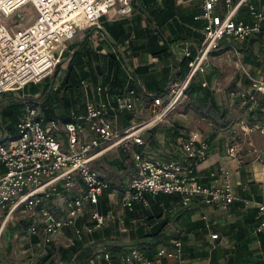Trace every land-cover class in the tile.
<instances>
[{
	"label": "built area",
	"instance_id": "2783aa9c",
	"mask_svg": "<svg viewBox=\"0 0 264 264\" xmlns=\"http://www.w3.org/2000/svg\"><path fill=\"white\" fill-rule=\"evenodd\" d=\"M201 2L202 19L206 22L204 40L195 56L190 50L185 51L190 63L188 75L184 81L170 86L167 100L139 96L135 89L126 87L124 93L115 95L112 101L109 99L111 88L101 85L97 88L98 101H88L86 110L74 113L69 122H46L40 107L28 106L24 110L17 126L18 138L13 140L5 134L0 141L3 168L0 171V209L9 212L3 228L12 214L23 210L34 213L29 235L42 237L44 244L54 242L65 230L73 231L74 237L81 239L86 228H79L78 222L84 216L88 215L97 229L112 219V214L103 215L97 210L107 191L121 194V207L130 212L138 205L150 209L151 200L159 195L180 197L184 208L201 201L224 212L230 209L238 197L231 169L219 165L207 176L197 172L198 166L210 155V142L205 134L192 132L188 138L180 139V158L176 160H160L135 150L146 145L145 133L158 127L177 108L194 78L206 73L210 56L223 48L224 41L242 43L264 33V7L258 8L250 0ZM222 2L228 7L224 15L217 12ZM27 6L32 8L33 23L12 31L7 20L12 24L25 23L29 20L23 11ZM243 6L249 11L250 22L237 18ZM110 13L118 19L130 17L132 0H0V97L52 77L69 44L82 33L103 32V18ZM248 77L250 88L243 97L245 103L256 104L257 96L264 97V76ZM141 107L150 111L148 119L125 130L117 128L112 114L128 112L137 119L141 116L138 112ZM239 128L244 134L259 132L264 138V124L254 127L246 121L237 123L227 138L228 159L242 164L244 144H247L260 160L264 152H258L250 140L243 142ZM61 129L66 134L67 146L56 135ZM119 148L132 150L125 165L134 168V177L123 193L113 189L93 167L101 155ZM74 192L77 194L73 195ZM50 204L58 206L60 216L53 214ZM256 207L264 217V201ZM255 233H264V219ZM173 243L171 248L160 247L156 260L134 249L122 257L120 264H161L164 260L189 264L183 242L179 239ZM98 257L97 260L111 264V253L107 250L99 252ZM205 264L213 263L209 260Z\"/></svg>",
	"mask_w": 264,
	"mask_h": 264
},
{
	"label": "trees",
	"instance_id": "16d2710c",
	"mask_svg": "<svg viewBox=\"0 0 264 264\" xmlns=\"http://www.w3.org/2000/svg\"><path fill=\"white\" fill-rule=\"evenodd\" d=\"M155 1L156 0H133V11L137 10L141 12L142 9H147L150 5H153ZM163 3L165 5L164 8H159L157 11L149 12L148 15L150 25L153 24L156 26V28L158 27L161 30L157 32L153 29H146L143 33V36L147 37V44H141L140 46L136 47L135 42L136 50H140L145 53L148 52V54H151V56L159 60H162L165 55L167 56L168 49L166 45H171L173 43L181 42L182 40H187L186 35L185 37H179L177 34L178 32H182L187 29L188 25L198 30H203V36L196 32L194 34V36L196 35L198 37L196 40L194 39L195 42L199 43L198 46L201 45L204 40V29L206 26V23H204L203 20L195 19L197 16L201 15L200 11L198 12L197 10L188 12L187 10H180V12L178 13H172V8L174 7L173 1L163 0ZM168 5L169 9H167ZM128 22L129 21L127 19L123 18L113 23H108L103 19V26L105 27L104 31L109 35L111 39L110 41L116 45L119 44L122 48L124 47L123 50L125 51L128 49V44H126V42L130 39V32H128L129 28L127 27ZM171 22L176 23L175 27H178V32L174 30V25L172 26ZM166 25L167 27H165ZM166 29L174 35V40L171 41L170 38L166 35ZM191 36L192 33H190V37ZM162 39H164V41L167 43L165 46L159 45V42ZM88 42L89 39L86 38L83 43L81 42V44L69 47V50L65 55V59L67 57L71 59L68 71L65 73V76L62 79L60 85L57 87L56 91L52 92L49 85L45 88L44 92L38 90L35 91V88L38 85L50 80V78H47L44 82L40 84L28 85L23 91L16 92L15 94H27L25 100L30 98V95H32L35 99H37V102L41 101V111L46 119L69 122L72 120V112H79L77 108L78 102H80L79 99H81L79 97V95L81 94L79 83L81 78L89 77V73H87L85 70L86 66L89 67V72H94V69H96L98 75L105 77V83H108L111 79L110 85L111 87H113L112 89L124 87L127 83H129V88L135 89L139 96H144L146 98H164L168 96L167 94L170 91V86L185 80L189 72L190 63L189 60H185L180 65V67L174 66V74L172 75L171 79L165 77L166 79L160 80V78L156 76L155 70L151 65L141 66L135 69L128 67L130 75L132 76L131 79H129L130 76H128L122 68V64L117 58L116 54H94L91 49L87 48V45L89 44ZM132 44L130 42L129 47H132ZM222 47L223 48L221 50L213 54H217L221 51L230 49L231 51H235L241 54L243 53L244 63L246 65L253 66L257 70H259L260 67L263 66L259 58L257 56H254L253 53L257 47L259 48L260 53H264V33L260 34V36L256 38L247 40V42L245 41L242 43H228L224 41L222 43ZM117 51L120 52V50ZM84 58H87L88 60L85 61ZM93 63H98L96 65V68H94ZM60 72L61 68L58 65L54 73L55 76H53V78L51 79L52 81H54V83ZM205 74H198L194 78L195 80H193L189 89L187 90L186 96H188L191 100V108L196 113H198L201 118H203L205 121L209 122V124H212L213 127L216 128V130L212 131L209 138L213 140L218 136L220 132L232 131V128L237 122H229L227 120V118H230V114L228 110L223 109V107L219 105L215 93L212 89V79L209 77L204 78ZM205 83H207L206 87H204ZM245 83L247 84V88L241 91L233 90L229 92L228 98H230V96L232 97V99L230 98V101H233V109H240L241 113H244V115L246 114L247 120L250 122V125L254 127L260 126L261 124H264V97L261 98L260 96H257V104L251 101L245 103L243 96L247 94V90L248 88H250V80L247 78ZM30 86H33L32 89ZM241 92H245L243 93V96L241 95ZM6 100L7 97L3 100V102ZM18 100L19 104H15V106L6 108L4 111L0 110V117L3 124L2 129L4 130V133L13 140L18 138L19 136L17 126L19 124L20 116L25 109V105H23L24 100ZM132 117L133 115L127 112V120L130 121ZM244 118H241L239 122H241ZM219 121L225 123L222 125V127L217 128ZM147 133V145L151 147L158 146L159 144L156 136L158 134V128H154ZM165 135L167 140L166 145L168 146L170 142L178 145L179 139L188 138L190 133L187 128L182 126V124L176 122L170 127V129L166 131ZM123 156L124 157H122V164H125L127 155ZM164 157L159 156L160 160H176L180 158V155L177 154L173 156V154H165ZM112 188L115 189L113 186ZM125 190L118 191L123 193ZM107 192L110 193V191ZM239 196L242 199V202L239 205L242 209H244V211L242 212V218L230 225L223 227L222 229L215 228L216 230L221 232V236L229 238V245H231L230 247L224 248L220 246V236L218 234H216L218 236V239L215 240L214 243L207 240V236H209V234L213 231V228H211L212 226L210 224L208 225L205 220L195 222L191 221L190 219L188 220L186 216L189 214V212H192L191 207L177 212L173 211L169 214L170 216H165L164 213H166V210L162 208L161 204L163 203L166 209H171V203H179L181 202V199L176 195H159L155 200H151L150 209H142V206L138 205L132 212L126 211V218L123 224V229L126 230V234L124 233V235L128 237L129 242L128 244L123 243L125 242L123 241L125 236H122L117 231V239L114 240L113 245L110 246L107 250L111 253V264H120L122 257L134 249L139 250L146 258L156 260L158 249L161 246L170 248L172 244L171 237L166 236L169 225L171 223H180L182 221L183 225L181 224V226L184 231H180L175 239H180L183 242L185 258H187V256L189 255L192 260L195 259V255L198 250L195 245L202 244V258L206 261L210 260L213 264H218L219 262H221V260L225 261L224 264L244 263L243 261L245 256H253V251L249 250V245L255 239L251 238V235L252 233H255L257 227L261 224L264 217L261 216L257 207L245 208L244 201L252 202L253 196L250 195V192L244 190L242 186L240 187ZM255 201H258V203H262L263 200L261 195H258ZM97 210L101 214L105 215L108 213L109 208L107 207V204L105 202L101 203L100 199ZM31 221L32 219L27 218L9 225L8 231L10 235H15L17 233L21 235H27ZM115 225V227L120 230L119 223L117 222V224ZM78 227L82 228L79 223ZM190 236H193V240L190 238ZM94 237L96 239H101V232H95L93 234V238ZM257 237H260L261 243L264 246L263 236L259 235ZM74 239L75 241L73 245H70L69 247H55L53 242L47 244L50 245L48 247V249L50 250H48L47 255L51 257L53 250L57 251V254L61 256L62 261L66 262L67 264H71L73 261H77L79 264H92L93 262L94 264H108V261H97V258H99V252H96V254L93 253V250L96 247L94 246V244L90 243L91 240H89L87 234L84 233L81 239ZM192 241H195V244H192ZM42 242L43 238L40 236L31 237V244L34 246H38L42 244ZM88 243L90 246H88ZM42 261H45V258ZM259 263L264 264L263 261H259Z\"/></svg>",
	"mask_w": 264,
	"mask_h": 264
},
{
	"label": "crops",
	"instance_id": "0c3cea01",
	"mask_svg": "<svg viewBox=\"0 0 264 264\" xmlns=\"http://www.w3.org/2000/svg\"><path fill=\"white\" fill-rule=\"evenodd\" d=\"M172 1L174 4V7L172 8V13H178V12H180V10H182V11L187 10L188 12H193V11L198 10V12L199 11L201 12V15L197 16L195 19L196 20H203L204 23H206L205 20L202 19V15H204V14H203V8H202L201 0H172ZM237 1L238 0H236V2ZM263 2H264V0H250V3L253 4L254 6L258 7V8L264 7ZM222 3H220V4H222ZM168 4H170V3H168ZM224 5L226 6L225 3H224ZM225 6H224V9L226 11L227 6L226 7ZM164 7H165V5L163 3V0H156L153 5H150L147 8L148 10L142 9L141 12L136 10V11H133V14L130 17L123 18V19H127L129 21L127 27L129 28L128 32H130V39L126 42V44H128L127 45L128 49L126 51L123 50L124 47L122 48L119 44L116 45V44L112 43L110 41L111 39H110L109 35L107 34V32L105 33V31H104V33H103V32L89 31L87 33L80 34L75 39V41L73 43L69 44L66 53L68 52L70 46L81 44V42L83 43V41L86 38H88L89 39V42H88L89 44L87 45L88 49H91V51L97 55H108L110 53L116 54L117 58L119 59V61L122 64V68L124 69V71L126 72V74L128 76H130L129 75L130 72L128 71L127 66L135 69L137 67L151 65V66H153V69L155 70L156 76H158V78H160V80L166 79V78L171 79L172 75L174 74V66L180 67V65L185 60H187L185 57V51L186 50H190L193 53V56L196 55V49L198 48L199 43L195 42V40L198 37L196 35L194 36V34L196 32V33L201 34L203 36V30H198V29L193 28L192 26L188 25L187 29H185L182 32H178V29H177L178 27H175L176 23L171 22L172 26L174 25L173 26L174 30L178 32L177 35L179 37L180 36L185 37V35H186L187 40H182L181 42L173 43L171 45H166L167 43L164 41V39H162L159 42V45H161V46L166 45L167 49H168L167 56L165 55L162 60H159V59L151 56V54H148V52L145 53L143 51L136 50L135 49V42H136V47L140 46L141 44H147V42H148L147 37L143 36L144 35L143 33L146 29H153L154 31H157V32L159 30H161L158 27L156 28V26L153 24L150 25L148 15H149V12L157 11L159 8H164ZM167 9H169V5L167 6ZM220 11H223V9L217 8V12L219 14H223V12L220 13ZM237 15H238L237 18H239V19L245 20L246 22L251 21L249 11H248L247 7H245V6L240 8ZM114 18H115L114 14L110 13L109 16H107L103 19L108 23H113L115 21L122 19V18L121 19H114ZM165 27H167V25ZM103 30H105V27ZM165 31H166V35L170 38L171 41L175 39L174 35L169 30L166 29ZM137 33H138V37H137ZM190 33H192L191 37H190ZM139 38H140V40H139ZM130 42H131V44L133 43L132 47H129ZM117 50H120L121 54H119V52ZM66 53H65V55H66ZM236 53L240 54L238 52H236ZM84 59H85V61L88 60L87 58H84ZM97 64L98 63H93L94 68H96ZM85 70L87 73H89L88 74L89 77L81 78V80H80L79 88H80L81 94L79 95V97L81 99H79L80 102H78V105H77L79 112H72V114H71L72 116L74 113H77V114L83 113L86 110V104L88 101H93V102L98 101L97 88L99 86L107 85L111 88L112 94H110L109 99H111L112 101H113L115 95H122L124 93L126 87H130L129 83H127L124 87L112 89L113 87H111V85H110L111 79L108 83H105L106 82L105 77L98 75L96 69H94V72H89V67L86 66ZM206 73H207V71H206ZM251 76L263 77L264 74L255 75V76L251 75ZM131 77L129 79H131ZM247 78L249 79V77H247ZM180 82H182V81H180ZM248 92H249V88L247 90V94H248ZM241 93H242L241 95L243 96V93H245V92H241ZM169 96L170 95H168L162 99L167 100ZM256 104H257V102H256ZM27 108H28V106H27ZM41 108L42 107H40V110H41ZM138 112L141 114V116H143L144 113L146 112V114H148V116L150 117V111L144 109L143 107H141ZM126 114H127V112H118L117 116H114L112 114V120L117 124V128L119 130H125L128 127H131L134 123L144 120L141 116H140V118H137V119H135V117L133 116L131 118V120L128 121L126 118ZM42 115H43V113H42ZM245 115H243V116H245ZM0 119H1V117H0ZM0 121H1L0 122V138H4L5 133H4V130L2 129V126H3L2 120H0ZM48 121H53V120L46 119V122H48ZM119 121H120V123H119ZM242 121H246L250 125V122L247 120V117L244 118ZM250 126H252V125H250ZM156 128H160V127H156ZM239 130H240V132H243V134H242L243 142L246 143L248 140H250L257 147L256 150L258 152H260V153L264 152V138L259 132H254V133H251L249 135L247 133L244 134V130H242L241 128H239ZM211 133H210V135H211ZM230 133H231V131L230 132H220L215 139H213V140L209 139L210 140V148H211L209 158L207 161H205V163H202L198 166L197 172L199 173L200 176H207L212 170H214L219 165H227L233 173L232 179H233V184H234L236 196H238L237 200L230 207L229 211H225V212L221 211L217 208L206 206L201 201H195L191 207L192 212L191 213L189 212V214L186 216V218L188 220L190 219L191 221L195 222V221L204 220V218H206L208 221L207 222L208 225L210 224L212 227H216V225H219L221 228H223V227L230 225V224L236 222L237 220L241 219L242 218V212L244 211V209H242L239 205L242 202V199L239 196L241 186H242V188H244V190H247L248 192H250L251 196H253L252 202L244 201L245 208L256 207V204H258V201L256 202L255 200L258 197V195H261L262 200L264 201V153L262 154L261 159L257 160V156L255 154H253V152H251L252 150L250 149V147H248L247 144H244L245 151L243 152L242 164H239L238 162H236L234 160H229L228 156H227L226 142H227V138L229 137ZM56 135L67 146L68 141H67V137H66L64 130L61 129L59 132H56ZM210 135H205V136H208V138H210ZM157 139H159L158 135H157ZM158 141H160V140H158ZM179 143L180 142L178 141V144ZM119 149H123V148H119ZM135 150L143 151L146 153L147 143L144 147H136ZM130 151L132 152V150H130ZM107 153H110V152H107ZM107 153H104L98 159H96L94 161L93 167L95 169H96L95 164L98 161L103 162V157ZM177 154H179V151ZM122 157H124V156H121L120 158H118L119 160H117V162H115V164H114V166H115L114 171L115 172L117 171L118 173L124 174L123 177H121V179H120L121 180V186L117 187V181H115V178L118 177V175L113 176L112 173H111V176L106 175L105 173H103L104 174L103 175L99 170L96 169L102 175V177L104 179H105V177H107V179L112 180L113 183H109V184H111V186H113L116 191H118V190L122 191L125 189L127 190L130 186V182H131L132 178L134 177L133 166L122 164V160H123ZM118 161H120V162H118ZM107 165H108V167L106 169L108 170L110 168V166L112 165V163L110 165L109 164H107ZM129 169H131V175L127 179V176H126L127 174H125V171H127ZM120 170H122V171H120ZM0 171H3V168L1 166H0ZM76 194H77L76 192L73 193V195H76ZM104 202L107 204V207L109 208L108 213L105 215L112 214V216H111L112 219L107 221V223H106L107 225L105 227L99 228V229L95 228V223L91 222L88 215L81 218L78 222L80 224V226L86 228L85 234L89 233L88 237H89V240H91L90 243L94 244L97 252L108 250L109 247L113 245V242H114V240L117 239V234H118L117 233L118 229L115 227L116 226L115 224H117V222H118L119 225L122 226L124 224L125 218H126V210L123 211L122 207H121V194H115L114 195L112 193L107 192L101 198V203H104ZM247 202H249V204H247ZM180 204H181L180 202L179 203L172 202L171 203V209H166L164 207V204L162 203L161 204L162 208H164V210H166L165 211L166 213H164L165 216H170L169 214L172 213L173 211L177 212L180 210H184L185 208H183V207L181 208ZM50 207H51L54 215L60 216L61 212H60L58 206L50 204ZM116 208L120 210V213H118V218H116V216H115V212L117 210ZM90 209H92V207ZM227 212H229L230 216H226ZM182 222L171 223L167 229L166 236L171 237V243H172L170 248L173 246V244H174L173 242H175V240H176L175 238L178 235V233H180V230L184 231L182 226H181ZM87 224L88 225L91 224L89 228L86 226ZM120 226H119V228H120ZM173 226H178L180 230L175 231V232H169L170 228ZM97 231L101 232V234H102L101 239H96L95 237L93 238V234ZM124 232H126V230H124ZM259 235L263 236V240H264V233H262V234L252 233L251 238H254L255 240H253L252 243L249 245V248H250L249 250L253 251L254 255H258L259 257H262L263 259L259 258V260L264 262V248H263L264 246L261 243L260 237H257ZM213 236H216V238L214 239ZM191 237L192 236H190V238ZM207 237H208L207 240H209L212 243H214V241L218 239L217 235H215V234L213 235L211 233ZM125 238L128 240V237L125 236ZM125 238H124V240H125ZM222 240L223 241L225 240L228 242L229 238L221 236L220 237V246H221ZM192 244H195V241L192 242ZM252 246H254V247L252 248ZM161 247H165V246H161ZM207 261H205V263ZM221 261H223V260H221ZM188 262H189V264L195 263L194 260L188 261ZM223 262H225V261H223ZM205 263H203V264H205ZM161 264H174V262L164 260L161 262Z\"/></svg>",
	"mask_w": 264,
	"mask_h": 264
},
{
	"label": "rangeland",
	"instance_id": "374dc122",
	"mask_svg": "<svg viewBox=\"0 0 264 264\" xmlns=\"http://www.w3.org/2000/svg\"><path fill=\"white\" fill-rule=\"evenodd\" d=\"M132 3H133V0H132ZM224 6L225 5L223 2L218 7L219 9H223V11H220V13L223 12V15L227 12V9H228V7L225 6L226 7V11H225ZM30 9L32 8H30V6H27L26 9L23 10L25 11L24 16L29 18V20H27L25 23L12 24L10 23V20H7V23L9 24V28L12 31L25 28L28 25L33 23L34 14L30 11ZM114 19H118V17L117 18L115 17ZM253 54L254 56H257L260 62H262L263 64V66H261L259 70H257L253 66L246 65L244 63L243 53L237 54L235 51H231L230 49L221 51L217 54H213L209 58V62H208L209 66L207 69V73L204 75V78L209 77L212 79V83H213L212 89L215 93V96H216V99L219 105L223 107V109L228 110L230 114V118L229 119L227 118L229 122L239 123L241 118H244V117L246 118V115L243 116L244 114L241 113L240 109H233L232 107L233 101H230V98L232 99V97L230 96V98H228L229 92L233 90H239V91L244 90L245 88H247V84L245 82H246L248 75H254V76L262 75L264 72V53L263 52L260 53L259 48H256ZM70 60L71 59H69L68 57L66 59H65V56L63 57V60L61 64L59 65L61 68V72L59 73V76L57 77L55 83L52 84V80H51L53 76H55L53 74L52 77H50V80L38 85L35 88V91L38 90V91L44 92L45 88L48 85L50 86L52 92L56 91L57 87L60 85V83L62 82V79L64 78L63 76H65V73L68 71ZM30 87H29V90H30ZM6 97H7V100L3 102V100ZM26 97H27V94H23V93L15 94L14 92V94H4L0 97V108H1L0 110L4 111L6 108H10L12 106H15V104H19L18 99L24 100L23 105H25V109L27 108V106L40 107V104L42 103L41 101L37 102V99H35L32 95H30V98L25 100ZM141 117L143 119H148L149 116L145 112L144 115ZM176 122H179L180 124H182V126L187 128L189 130V133L200 132L205 135H210L212 131L216 130L215 127H211L209 122L201 118L199 114L196 113L191 108V100L188 96H185L181 99L177 108L168 115L166 120L163 123H161L160 126H158L160 127L158 128V134H157L159 138L158 140H160L158 141L159 145L156 147H151L147 145L146 155L156 157V158H159V156L164 157L165 154H168V155L173 154V156L177 155L179 148H180L179 144L176 145L170 142L169 144L170 146L169 145L167 146L166 145L167 140L165 136L166 131L170 129V127ZM221 122L222 121H219L217 128L222 127V125L225 123V122H222V123ZM147 134L148 133H145L144 135L145 141L148 136ZM1 140L2 139L0 138V141ZM123 155H127L126 159L130 160V157H131L130 149H128L126 152L123 149H114L110 151V153H107L106 155H104L103 157L104 163L102 161H98L95 164L96 169L99 170L102 174L105 173L106 175L111 176V173H112L113 176L118 175V177L115 178V181H117V187L121 186L120 179L121 177H123L124 174L118 173L117 171L115 172L114 164L115 162H117V160H119L118 158H120ZM111 163L112 165L107 170L106 169L108 167L107 164L110 165ZM125 174H127L126 176L128 179V177L131 175V169L125 171ZM105 179L109 183H113L111 179H107V177H105ZM118 213H120L119 209H117L115 212L116 218H118ZM33 214H34L33 212H25L23 210H19L18 212L10 216V218L8 219V222L3 228L4 223L6 222V219L9 215V212H7V210L0 209V233H1V236H0V264H67L66 262L62 261L61 256H59L57 254V251H54L53 249H51L53 250L51 257L47 255L48 250H50L48 249L50 245L44 244L43 242L42 244L38 246L32 245L31 236L29 235V233L27 235H21L19 233L15 235H10L8 231L9 225L17 223L27 218L32 219ZM226 216H230L229 212L226 213ZM90 225L91 224L89 225L87 224L86 226L89 228ZM123 226L124 225L120 226V230L118 229V233L121 234L122 236H125ZM211 228H213L212 229L213 231L211 232V234L213 235L218 234L221 237V232L216 230L218 228L222 229L219 225H216V227H211ZM178 230H180L178 226H173L170 228L169 232H175ZM86 234L87 236H89V233H86ZM74 238L75 237H74L73 231L65 230L60 234V236H56L55 238L56 240H54L53 244L55 247H69L70 245H73L75 241ZM191 239L193 240V236L191 237ZM123 241H125L123 242L125 244H128L129 242L126 238ZM201 245L202 244L195 245L198 250L195 255L196 258L193 259L195 263H191V264L205 263L206 260L202 258V246ZM88 246H90L89 243H88ZM221 246L224 248H227V247H230L231 245H229V241L227 242L225 240L224 241L222 240ZM253 247L254 246H252V248ZM92 250H93V247H92ZM93 251H94L93 253L96 254L97 252L96 248ZM44 258H45V261H42ZM259 258H262V257H259L258 255H254V254L253 256L247 255L244 258V261H243L244 263H241V264H260ZM185 259L188 261H192L189 255ZM97 261H99V259ZM71 264H79V263L77 261H73ZM218 264H224V262L221 261Z\"/></svg>",
	"mask_w": 264,
	"mask_h": 264
},
{
	"label": "water",
	"instance_id": "95a60500",
	"mask_svg": "<svg viewBox=\"0 0 264 264\" xmlns=\"http://www.w3.org/2000/svg\"><path fill=\"white\" fill-rule=\"evenodd\" d=\"M103 33H104V30H103ZM121 52V51H120ZM120 52H119V54H120ZM127 68H128V66H127ZM129 69V68H128ZM54 83V81H52V84Z\"/></svg>",
	"mask_w": 264,
	"mask_h": 264
}]
</instances>
